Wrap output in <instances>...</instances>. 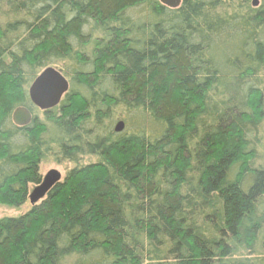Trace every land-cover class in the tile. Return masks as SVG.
Segmentation results:
<instances>
[{
    "label": "trees",
    "instance_id": "trees-1",
    "mask_svg": "<svg viewBox=\"0 0 264 264\" xmlns=\"http://www.w3.org/2000/svg\"><path fill=\"white\" fill-rule=\"evenodd\" d=\"M2 1L0 204L41 183L49 136L73 166L0 219V264H264V0ZM47 66L69 91L14 125Z\"/></svg>",
    "mask_w": 264,
    "mask_h": 264
},
{
    "label": "water",
    "instance_id": "water-1",
    "mask_svg": "<svg viewBox=\"0 0 264 264\" xmlns=\"http://www.w3.org/2000/svg\"><path fill=\"white\" fill-rule=\"evenodd\" d=\"M159 2L169 8H177L182 0H159ZM259 0H252L254 7L259 5ZM70 83L68 78L53 66L45 67L32 81L28 93L32 104L40 110H49L62 101L65 94L69 91ZM33 119V113L26 107H18L12 120L15 124L24 126ZM124 123L119 121L115 126L116 132L124 130ZM62 179V174L57 169L49 170L42 178L41 183L37 184L29 195L31 204H35L48 194L50 189Z\"/></svg>",
    "mask_w": 264,
    "mask_h": 264
},
{
    "label": "rangeland",
    "instance_id": "rangeland-1",
    "mask_svg": "<svg viewBox=\"0 0 264 264\" xmlns=\"http://www.w3.org/2000/svg\"><path fill=\"white\" fill-rule=\"evenodd\" d=\"M260 5V4H259ZM253 6V4H252ZM258 7V6H257ZM21 17V15H14L12 13L9 12V9L7 8L6 6V2L2 1L0 2V26L2 28L5 29V26H6V23L10 22V21H14V20H17ZM11 33H9L10 35ZM90 45H93V42L90 43ZM90 48H92V46H90ZM88 50V49H87ZM61 65V64H60ZM41 71V70H40ZM39 71V72H40ZM31 84V83H30ZM30 84H28V87H27V91L29 89V86ZM28 96H29V93H28ZM30 99V97H29ZM31 101V100H30ZM34 106V105H33ZM18 107H23V106H18ZM16 107V109L18 108ZM35 107V106H34ZM15 109V110H16ZM12 112L11 114V117L14 113V111ZM34 115H33V119L35 116L38 115V118L41 120V121H46V117L44 115V111L40 110L39 108H33L32 110L29 109ZM32 119V121H33ZM31 121V122H32ZM31 122L27 125H24V126H28L31 124ZM14 123V121H13ZM49 124V123H47ZM14 125L18 126V127H24V126H20V125H17L14 123ZM48 136V135H47ZM49 139V144H47L46 146L49 148L46 156L44 157V159L40 162V165H39V172L41 173L42 176H44L49 170L51 169H57L58 171L61 172L62 174V179L64 178V176L66 175V172L69 168H71L73 166V163L69 162V161H66V160H62L60 161V153H59V149L58 147L56 146V143H53L51 140H55L53 139L52 136H49L48 137ZM58 139V138H57ZM45 141L47 142V139H45ZM258 152L259 153H264V149L263 148H259L258 149ZM83 161H89V156H85ZM262 161V160H261ZM36 185H32L31 186V189H30V192H29V195L32 191V189L35 187ZM29 195H28V200L25 204H23L21 207H11V206H7V205H2L0 204V219L1 218H4V217H16L18 215H21L23 213H25L26 211H28L33 205L30 203L29 201ZM46 197V196H45ZM44 199H40L38 202H36L35 204H39L40 202H42ZM264 234V233H263ZM262 246H260L258 248V251L252 255H250V258L252 257V259H256L255 261L252 260V262H256V264H262L259 260L257 259H260V257H262ZM243 254L244 257H247V253L248 252H241ZM241 254V255H242ZM259 257V258H258Z\"/></svg>",
    "mask_w": 264,
    "mask_h": 264
}]
</instances>
